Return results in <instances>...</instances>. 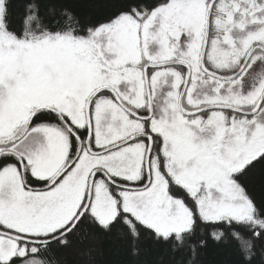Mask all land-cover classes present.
Wrapping results in <instances>:
<instances>
[{
	"label": "snow or ice",
	"instance_id": "obj_1",
	"mask_svg": "<svg viewBox=\"0 0 264 264\" xmlns=\"http://www.w3.org/2000/svg\"><path fill=\"white\" fill-rule=\"evenodd\" d=\"M264 264V0H0V264Z\"/></svg>",
	"mask_w": 264,
	"mask_h": 264
},
{
	"label": "trees",
	"instance_id": "obj_2",
	"mask_svg": "<svg viewBox=\"0 0 264 264\" xmlns=\"http://www.w3.org/2000/svg\"><path fill=\"white\" fill-rule=\"evenodd\" d=\"M78 247L74 246L60 254L66 264H84L82 258L77 254ZM98 247L100 251L96 255V264H115L119 259L115 255V247L110 241H104ZM203 259L204 264H233L235 255L229 245H212L206 251Z\"/></svg>",
	"mask_w": 264,
	"mask_h": 264
},
{
	"label": "rangeland",
	"instance_id": "obj_3",
	"mask_svg": "<svg viewBox=\"0 0 264 264\" xmlns=\"http://www.w3.org/2000/svg\"><path fill=\"white\" fill-rule=\"evenodd\" d=\"M72 249V248H71Z\"/></svg>",
	"mask_w": 264,
	"mask_h": 264
}]
</instances>
